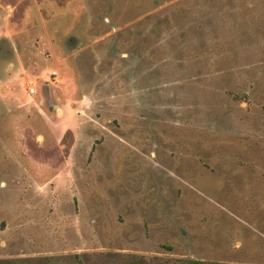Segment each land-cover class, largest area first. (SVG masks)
<instances>
[{
  "label": "rangeland",
  "instance_id": "obj_1",
  "mask_svg": "<svg viewBox=\"0 0 264 264\" xmlns=\"http://www.w3.org/2000/svg\"><path fill=\"white\" fill-rule=\"evenodd\" d=\"M48 257L264 264V0H0V264Z\"/></svg>",
  "mask_w": 264,
  "mask_h": 264
},
{
  "label": "trees",
  "instance_id": "obj_2",
  "mask_svg": "<svg viewBox=\"0 0 264 264\" xmlns=\"http://www.w3.org/2000/svg\"><path fill=\"white\" fill-rule=\"evenodd\" d=\"M76 257V256H75ZM78 258V257H76ZM59 258H55V257H48L46 259H38V261L36 262L37 264H56L55 261H58ZM6 263H10V262H6ZM23 264H26V262H24ZM190 264H206L205 262L199 261V260H192L190 261Z\"/></svg>",
  "mask_w": 264,
  "mask_h": 264
},
{
  "label": "built area",
  "instance_id": "obj_3",
  "mask_svg": "<svg viewBox=\"0 0 264 264\" xmlns=\"http://www.w3.org/2000/svg\"><path fill=\"white\" fill-rule=\"evenodd\" d=\"M32 91H34V90L32 89Z\"/></svg>",
  "mask_w": 264,
  "mask_h": 264
}]
</instances>
